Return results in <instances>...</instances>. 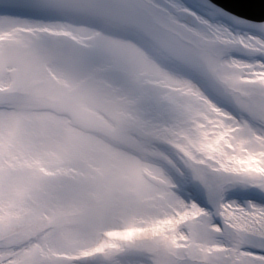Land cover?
Instances as JSON below:
<instances>
[{"label":"snow or ice","instance_id":"obj_1","mask_svg":"<svg viewBox=\"0 0 264 264\" xmlns=\"http://www.w3.org/2000/svg\"><path fill=\"white\" fill-rule=\"evenodd\" d=\"M0 264H264V0H0Z\"/></svg>","mask_w":264,"mask_h":264},{"label":"rangeland","instance_id":"obj_2","mask_svg":"<svg viewBox=\"0 0 264 264\" xmlns=\"http://www.w3.org/2000/svg\"><path fill=\"white\" fill-rule=\"evenodd\" d=\"M150 44L158 49L160 46L163 50V52H161L165 56L169 58L171 57L172 53L163 43L153 40ZM129 46L135 49L134 59L131 61V64L133 67H136L143 73V79L149 81L152 88L157 89L161 92L172 91V88L169 86V82L177 79V77L163 72V69H161L152 59L145 56V54L139 48H135V46L133 45ZM145 59H147L148 61L147 65L145 64Z\"/></svg>","mask_w":264,"mask_h":264},{"label":"bare ground","instance_id":"obj_3","mask_svg":"<svg viewBox=\"0 0 264 264\" xmlns=\"http://www.w3.org/2000/svg\"><path fill=\"white\" fill-rule=\"evenodd\" d=\"M145 64H146V65L148 64V61H147V59H145Z\"/></svg>","mask_w":264,"mask_h":264}]
</instances>
